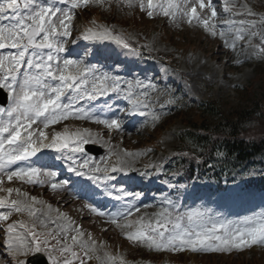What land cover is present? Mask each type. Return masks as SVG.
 <instances>
[{
  "label": "snow or ice",
  "instance_id": "1",
  "mask_svg": "<svg viewBox=\"0 0 264 264\" xmlns=\"http://www.w3.org/2000/svg\"><path fill=\"white\" fill-rule=\"evenodd\" d=\"M90 3L102 5L104 0H0V50L10 49L7 54H0V88L7 89L9 95L7 107L0 106V192L7 193L0 195V221L5 224L3 243L15 258V264H37L40 256L47 258V264H73V260L68 258L69 253L79 264H87L93 258L102 261V264L127 262L124 256L106 250L103 257L99 255L101 249H106V243L98 242L91 233L85 238L82 227L58 209L55 211L64 223L52 229L51 225L59 223V220L51 218L52 206L37 196L29 197V193L22 192L20 188L3 187L5 177L9 182L16 178L33 186L48 184L54 192L71 188L77 196L88 198L94 196L97 188L102 189L103 195L117 202L124 201L122 207L107 212L91 204L87 207L92 213L107 217L120 229L125 239L150 251L230 253L254 245L264 246V212L232 221L205 206L206 197L233 205L255 199L258 193L247 179L233 178L231 183L210 193L197 192L193 181L190 194L200 201L196 206L184 208L165 194L160 197V212L129 220L133 211L139 212V207L130 202L139 194L113 185L111 182L115 176L112 173L126 175L135 170L136 160L143 153L127 150L116 153L110 149L117 163L101 168L90 165L88 159L81 161L78 157L84 152L83 145L92 138L89 130L77 133L72 139L60 132L49 138L42 129H33L37 121L43 129H47L61 120L74 118L103 124L109 131H121L119 117L114 114L102 116L89 103L109 94L124 93L123 99L129 107L121 111L129 116H145V126L149 122L155 125L164 115L162 110L157 109H151L147 114L141 111L149 107L144 103L149 100V90H158L155 84L136 80L137 90L133 91V82L116 74L118 65L123 61L118 59L119 53L110 50L105 42L130 49L126 36L116 33L110 26H97L95 30L88 28L82 37L77 38L92 42L90 50L88 45L66 49L72 34L71 22L75 10ZM197 3L201 11L210 10L207 19H203L197 11ZM132 6L129 0L128 7ZM242 7L248 16L257 15L247 5ZM140 9L145 10L143 0ZM154 10L173 21L177 18H187L189 24L197 21L210 35H218L224 47L232 51H236L237 42L244 41L246 35L249 46L253 38H259L261 43L255 46L254 54L264 55V32L245 31L246 25L249 29L259 27L255 20H241L239 27H235L233 22L227 25L228 31L223 26L217 31L218 25L210 23L218 14L213 0H207V3L205 0H181V3L175 0H147L149 18L153 17ZM261 19L264 22V16ZM77 39H72L71 43L77 44ZM65 55L76 58H65ZM243 62L240 59L234 61L236 64ZM122 85H127V88ZM168 103L172 104L174 100L170 99ZM47 150H51V154ZM33 158H50L53 164L36 166ZM56 161L63 162L73 178L53 182L59 173L46 169L54 167ZM140 178L151 179V173L145 170L140 173ZM14 192L17 195L15 199L11 198ZM259 196L264 199V192H260ZM14 213L26 214L27 220H11ZM121 220L125 222L120 223ZM29 257L32 259L29 260Z\"/></svg>",
  "mask_w": 264,
  "mask_h": 264
},
{
  "label": "rangeland",
  "instance_id": "2",
  "mask_svg": "<svg viewBox=\"0 0 264 264\" xmlns=\"http://www.w3.org/2000/svg\"><path fill=\"white\" fill-rule=\"evenodd\" d=\"M175 2L181 3V0H175ZM191 2H196V0H191ZM128 3L129 0H104L102 5L90 3L87 6L77 8L71 22L72 34L65 47L66 49H76L73 46H79L83 42L82 38H77L82 37V34L88 28H92V25L95 26V29L97 26L107 25L114 28L116 33H124L128 38L135 40L137 44L142 46L144 53L159 55L161 52L169 54V58H160L154 55L142 56L135 48L123 49L114 42H105L110 50L121 53L122 57L128 60V62L118 65L117 70L126 74L131 68L137 67L139 73L134 72L137 74V79L144 84L151 82L157 86L158 90H149V100L144 101L149 107L142 108L141 111L147 114L151 109L159 110L164 102L172 99L181 112L178 110L171 116L162 115L155 125L149 122L147 126H145V116L134 122H129V124L125 123L128 118L126 116L123 118L121 131H109L103 124L95 123L92 120L74 118L63 120L62 122L65 121V123H62V129L63 132L66 129L67 134H71V136L75 132L83 133L85 129L89 130L92 137L89 143L103 149L102 154L95 156L97 163L94 164L101 168L104 161H107L108 166L112 165L110 163L111 158L115 155L110 154V149L112 152L119 153L116 146L122 145L123 150L143 153L136 160L135 170L126 175L120 173L122 182L115 183L117 188L124 187L133 194H139L136 199L130 201L139 207V212L133 211L134 215L128 217L129 220H136L141 216L149 217L153 213L160 212V197L165 194L177 200L184 208L196 206L200 201L196 196L190 194L193 189V181H195L197 192L210 193L213 191L214 183L212 181L207 182L202 177L194 179L189 186H186L185 182L178 178V173L162 178L161 171L173 153L176 134L181 128L188 125V122L201 118L196 110L189 108L188 103L180 105L179 102H185V97H190L194 101L212 100L219 105L224 113H230L237 107L252 106L251 100H248L249 97L255 98L258 105L262 106V104L260 105V98H262L264 89V55L254 54L255 46L261 43L259 38H253L249 46L246 35L244 41L237 42L236 51H232L224 47L223 41L218 35L215 37L210 35L195 20L191 24L187 22V18H177L173 21L156 10H154L153 17L149 18L147 16V0H143L144 11L140 9L141 0H131L132 7H128ZM213 5L218 14L210 23L218 25V32L221 30L220 26L228 31L227 25L233 22H235V27H239L241 20H255L259 26L249 29L246 25V32H264L262 26L264 22L261 19L264 16V0H213ZM243 5H247L257 15L248 16L242 7ZM225 8L228 9L227 12H225ZM197 11L201 13L203 19H207L211 14L209 9L201 11L198 3ZM232 30L234 31L235 28ZM72 39H77V44L73 45ZM246 57L251 58L246 59ZM65 58L72 57L65 55ZM198 59L207 61L211 68L202 65L199 72L194 71L200 62ZM236 59L244 62L236 64L234 63ZM254 62H257L256 65L253 64ZM130 80L136 81V78L131 75ZM245 87H247L246 90ZM134 89L137 90L136 85H134ZM121 95V93L106 95L104 98L107 101L104 104L106 106L98 112L102 116L117 114V117L120 118L121 115L118 114L120 110L117 108L119 105L122 107L121 102L118 103ZM123 96L124 94L122 98ZM140 99L144 100V97L140 96ZM261 109L263 110L259 114L260 118H256L246 125V135L249 137L264 136V107ZM83 154L90 156L85 148ZM113 160L114 165L117 161L116 158ZM255 162L254 165H249L242 171L235 172L233 178L238 180L243 177L249 182H264V155L257 157ZM145 170L151 173V179L140 178V173ZM5 179L7 180V178ZM6 180L5 185H3L5 188H20L22 192H28L31 196L47 199V204H50L53 209L51 217L56 215L55 219L59 220L58 224L51 225L52 229H56L64 223L55 211L58 209L67 214L75 224L82 227L85 231V238H87L88 233H91L98 242H105L106 249H101L99 253L102 257L106 250L114 255L124 256L127 264H264V246L261 245H254L241 251L233 250L230 253L193 252L190 250L181 252H157L153 250L148 252L146 247L137 246L125 239L120 229L116 228L107 217L92 213L87 207L91 204L100 209L94 200L96 198L101 200L99 195L102 194L103 196V192L98 196L94 194L92 198H88L77 196L71 190L54 192L48 184L33 186L16 178L11 182ZM53 182H58V180ZM149 182L152 183L150 186ZM186 187L187 193L185 192ZM157 188L158 190H155ZM177 188H181L182 191L178 194L171 193L173 189L177 190ZM253 188L258 195L250 202L235 205L224 204L206 197L205 206L212 208L214 213L232 221L260 214L264 212V199L259 196V193L264 192V186L259 185L258 188ZM1 193L7 195L5 192ZM11 198H17L15 192ZM123 203L124 201H120L118 208L122 207ZM143 205H149V207L145 208ZM37 207L40 206L37 205ZM102 211H115V209L108 205ZM16 219H20L19 214H15L12 220ZM124 222L123 220L120 221V223ZM4 238L5 233L0 228V259H4V261H0L2 264H12L9 263V258L14 257L5 247ZM77 251L79 250L77 249ZM68 258L73 260V264H79L78 260L71 256V253L68 254ZM87 264H102V261L93 258Z\"/></svg>",
  "mask_w": 264,
  "mask_h": 264
},
{
  "label": "trees",
  "instance_id": "3",
  "mask_svg": "<svg viewBox=\"0 0 264 264\" xmlns=\"http://www.w3.org/2000/svg\"><path fill=\"white\" fill-rule=\"evenodd\" d=\"M261 96L262 106L249 97L252 106L237 107L230 113H224L215 101L195 102L187 98L189 108L196 110L201 118L188 122L178 131L174 152L166 164L168 174L180 171L188 180L204 174L220 186L230 180L232 172L241 170L244 163L264 154V136L246 135V125L260 118L264 89ZM179 104L183 105V102ZM168 109L170 116L178 110L181 112L174 105Z\"/></svg>",
  "mask_w": 264,
  "mask_h": 264
},
{
  "label": "bare ground",
  "instance_id": "4",
  "mask_svg": "<svg viewBox=\"0 0 264 264\" xmlns=\"http://www.w3.org/2000/svg\"><path fill=\"white\" fill-rule=\"evenodd\" d=\"M191 60V59H190ZM198 60H200V62L198 63V66L194 69L193 67V69H194V71H196V72H199V70H201V68H202V65H206V66H210L209 65V63L207 62V61H203V60H201V59H198ZM207 67V68H208ZM209 68H211V66L209 67ZM195 75V74H194ZM101 102L102 101V97H100V98H98V101H97V103L98 102ZM122 104V108L124 107V104L123 103H121ZM31 130V129H30ZM51 136H49V138H50ZM105 146V145H104ZM124 148V147H123ZM123 148H122V145L121 146H116V149H117V151L120 153V152H122L121 150H123ZM126 149V148H125ZM47 151H49V153L51 154V150H47ZM53 163V162H52ZM64 175V174H63ZM60 177H62V175L60 176ZM66 177H70V178H73V174H68ZM114 181V180H113ZM112 181V182H113ZM111 182V183H112ZM29 197H31V195H29Z\"/></svg>",
  "mask_w": 264,
  "mask_h": 264
},
{
  "label": "water",
  "instance_id": "5",
  "mask_svg": "<svg viewBox=\"0 0 264 264\" xmlns=\"http://www.w3.org/2000/svg\"><path fill=\"white\" fill-rule=\"evenodd\" d=\"M38 256H39V255H38ZM31 259H32V258H30V260H31ZM38 260L40 261L41 264H43L42 262H44V261H43V259H42L41 257H39Z\"/></svg>",
  "mask_w": 264,
  "mask_h": 264
}]
</instances>
